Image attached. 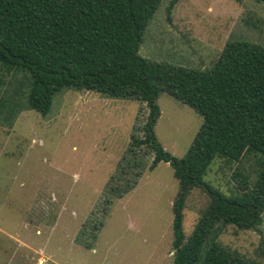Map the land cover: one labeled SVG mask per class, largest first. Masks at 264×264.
Instances as JSON below:
<instances>
[{
    "label": "rangeland",
    "instance_id": "1",
    "mask_svg": "<svg viewBox=\"0 0 264 264\" xmlns=\"http://www.w3.org/2000/svg\"><path fill=\"white\" fill-rule=\"evenodd\" d=\"M228 40L264 44V1L161 0L140 54L204 71ZM31 88L28 70H0V264H173L179 181L169 162L152 168V156L129 151L146 106L69 89L43 116L30 106ZM158 104L157 138L184 158L203 116L167 92ZM260 158L255 152L241 161L216 158L204 182L239 196L244 185L254 187ZM210 202L203 188L189 192L185 239ZM217 240L264 264V215L256 229L224 226Z\"/></svg>",
    "mask_w": 264,
    "mask_h": 264
},
{
    "label": "trees",
    "instance_id": "2",
    "mask_svg": "<svg viewBox=\"0 0 264 264\" xmlns=\"http://www.w3.org/2000/svg\"><path fill=\"white\" fill-rule=\"evenodd\" d=\"M160 4L161 0H0V70L30 72V106L43 116L51 111L55 95L69 89L144 104L148 114L131 134L129 151L134 157L152 156V168L169 162L179 181L173 203V264H261L217 238L226 225L256 229L263 221L264 44L228 40L212 68L204 71L149 59L140 54V47ZM162 92L192 106L204 119L181 159L156 135ZM251 152L261 155L253 188L246 189V184L239 196L227 197L205 184L216 158L241 161ZM138 166L132 165L140 176ZM198 187L208 192L211 202L185 239V203ZM84 245L92 248L89 242Z\"/></svg>",
    "mask_w": 264,
    "mask_h": 264
}]
</instances>
